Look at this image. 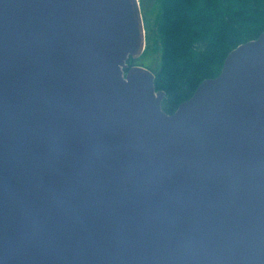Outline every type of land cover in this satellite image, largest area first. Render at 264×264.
Masks as SVG:
<instances>
[{
  "label": "water",
  "instance_id": "water-1",
  "mask_svg": "<svg viewBox=\"0 0 264 264\" xmlns=\"http://www.w3.org/2000/svg\"><path fill=\"white\" fill-rule=\"evenodd\" d=\"M140 0H0V264H264V33L173 114Z\"/></svg>",
  "mask_w": 264,
  "mask_h": 264
},
{
  "label": "trees",
  "instance_id": "trees-1",
  "mask_svg": "<svg viewBox=\"0 0 264 264\" xmlns=\"http://www.w3.org/2000/svg\"><path fill=\"white\" fill-rule=\"evenodd\" d=\"M146 13V51L128 60L126 72L138 65L155 74L167 114L218 77L233 50L264 33V0H157Z\"/></svg>",
  "mask_w": 264,
  "mask_h": 264
},
{
  "label": "rangeland",
  "instance_id": "rangeland-1",
  "mask_svg": "<svg viewBox=\"0 0 264 264\" xmlns=\"http://www.w3.org/2000/svg\"><path fill=\"white\" fill-rule=\"evenodd\" d=\"M142 1H143V13H144L143 14V18L145 19V18H147V13L146 12L152 11V6H153V4L156 3L157 0H142ZM145 63L146 64H149V62H147V61ZM165 107H166V105L163 103L162 104V108L165 109V110H167Z\"/></svg>",
  "mask_w": 264,
  "mask_h": 264
}]
</instances>
